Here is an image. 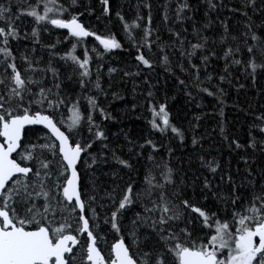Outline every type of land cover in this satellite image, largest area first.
<instances>
[{"label":"snow or ice","instance_id":"obj_1","mask_svg":"<svg viewBox=\"0 0 264 264\" xmlns=\"http://www.w3.org/2000/svg\"><path fill=\"white\" fill-rule=\"evenodd\" d=\"M262 81L264 0H0V264H264Z\"/></svg>","mask_w":264,"mask_h":264},{"label":"trees","instance_id":"obj_2","mask_svg":"<svg viewBox=\"0 0 264 264\" xmlns=\"http://www.w3.org/2000/svg\"><path fill=\"white\" fill-rule=\"evenodd\" d=\"M131 2H135V0H131ZM124 11L127 13V3H125ZM27 23V21H26ZM57 32H66V30H56ZM119 38V37H118ZM55 36L52 37V41L54 42ZM89 41H94V37H90ZM98 44V42H96ZM126 54H123L121 57H117V60L121 58H125ZM106 70V69H105ZM261 86H264V81L261 82ZM249 92L247 96V101L251 102L253 105H258L259 102L264 100V97H257L255 90H251V85H249ZM243 91V90H242ZM130 99V97H129ZM186 97L182 95H177V99L175 101H171L172 105V111L174 113L179 112L180 113V119L184 120L186 118L191 117V113L193 112H200L201 109H197L194 106V103H186ZM233 100L238 101L241 108L247 107L246 98L244 95L237 96V94L233 91L230 93V96L228 98V105L225 109L226 114V123L232 133H235L237 135L243 136L244 132L246 131V124H247V117L245 116V113L243 111H240L238 108L231 107ZM123 106V102H118ZM202 105L204 106V111H211L213 101L211 98H205L203 101H201ZM185 113H187V117H185ZM139 112L136 114H131L130 118H125L124 123L119 126H111L112 131H118L119 127H125L130 128L132 130V135L135 136L137 133L140 132V130L145 126L144 120H137L136 115H138ZM145 115H148V113H145ZM211 131L213 127H215V121L213 120H206L203 122ZM203 129H201L202 131ZM158 135V134H157ZM210 142H215L217 147H223V145L220 143V138L217 134H213V136L210 139ZM205 147H208V143L206 142ZM195 167V165H193ZM103 179V178H102ZM111 238L109 237V243H111Z\"/></svg>","mask_w":264,"mask_h":264},{"label":"water","instance_id":"obj_3","mask_svg":"<svg viewBox=\"0 0 264 264\" xmlns=\"http://www.w3.org/2000/svg\"><path fill=\"white\" fill-rule=\"evenodd\" d=\"M36 127H39V126H36Z\"/></svg>","mask_w":264,"mask_h":264}]
</instances>
